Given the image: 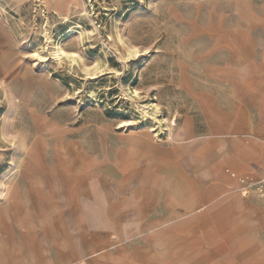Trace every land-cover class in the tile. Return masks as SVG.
Listing matches in <instances>:
<instances>
[{
  "label": "rangeland",
  "instance_id": "1",
  "mask_svg": "<svg viewBox=\"0 0 264 264\" xmlns=\"http://www.w3.org/2000/svg\"><path fill=\"white\" fill-rule=\"evenodd\" d=\"M48 7L45 0H0V190L9 179L16 205L27 208L33 202L36 175L27 164L26 146L45 178L54 180L55 171L63 183L72 174L79 178L76 186L89 203L105 199L108 206L128 207L117 192L134 203L138 224H132L138 215L123 211V225L95 228L92 213L76 210L66 193L58 196L76 251L88 232L89 239L95 237L89 259L80 257L76 264H193L197 259L199 264H264V226L256 218L264 216V179L232 172L239 150L252 144H260V151L251 155L259 164L264 160V96L254 103L259 114L250 107L247 114H236L239 91L207 77L204 57L219 47L218 37L227 28L255 68L244 88L264 83V9L246 12L232 0H81L64 22ZM57 44L67 57H55ZM203 94L227 113L219 114L216 136L210 135L200 105ZM151 130L163 142L171 130L173 142L182 146L204 140L200 153L209 150L217 158L184 169L160 161L139 145L148 142ZM167 164L176 167L178 180L166 172ZM223 175L236 179L237 186L218 187ZM185 204L196 206L185 211ZM247 204L261 213L253 216ZM4 211L10 221L12 207L5 205ZM57 219L55 210H46L34 219L32 241L14 242L0 219V264H16L18 249L30 242L44 248L48 222ZM167 228L169 243L154 242ZM116 234L119 242L108 246ZM100 236L105 240L98 245ZM185 237L183 251L176 243Z\"/></svg>",
  "mask_w": 264,
  "mask_h": 264
},
{
  "label": "bare ground",
  "instance_id": "2",
  "mask_svg": "<svg viewBox=\"0 0 264 264\" xmlns=\"http://www.w3.org/2000/svg\"><path fill=\"white\" fill-rule=\"evenodd\" d=\"M45 1L47 2V4H49L48 8L52 9L59 17H61L64 20V22H68L70 20V16L74 15L76 13L75 9L72 8V6H77L81 2V0H45ZM232 1L234 3L236 2L246 12H252V11H255L258 9H264V3H262L260 5H255V4H253L252 0H232ZM85 14L86 13L84 12V13L79 14L78 16H85ZM78 23H80V22H78ZM74 29H76V28H74ZM223 32H224L223 36L218 37L219 47L217 44L216 47L213 48V50L204 52V57L207 58L206 61H208V63H206V65H207L206 76L211 78L214 82H217V83H222V84L231 83L232 87H233V91L236 93L237 91H239V88L247 82L246 79L251 77L254 68L252 67L251 63L248 62V60L251 58V54L249 52H247V50H245V46H243V44L240 43L239 41H234L230 31L227 28L225 30H223ZM101 49H102V47H101ZM220 49H222L224 51V54L221 57H220V55L215 54L216 51H218ZM52 50H53L54 55L57 59H60L62 56H66V53L63 51V49L61 48V46L59 44H57ZM35 56L40 58L39 54H35ZM201 67H202V65H201ZM259 67H261V64ZM259 67H257V68H259ZM193 74H194V72H193ZM178 78H179V76H178ZM132 100H133V98H132ZM200 105H201V108H202L204 114H206V116H207V121H208L207 124H208L210 135L216 136L219 133V128L221 126V116L219 114H223V113H221V111L217 108L214 101L204 94L202 95V99L200 100ZM135 106H136V104H135ZM172 112H173V110H172ZM143 116L145 117V120L148 118V115L146 114V112L143 114ZM150 119H151L150 121L154 122L157 125V131L158 130H159V132L162 131V129L160 128V121L157 120L155 117H151ZM171 126L174 127L175 122L171 123ZM151 131H153L154 133L152 136H150L148 142L144 141V142H141V144H139V145L142 146L143 148L147 149V151H149V153H151V155H156L160 159V161H163L166 163L168 161H172V162L175 161L174 163H177V165H176L177 168H183L184 169L185 166H187V168H190L191 164H193L194 162H199V163H202L201 165H205V163L207 162V161H205V159L213 162L217 158L214 155V152H211L209 150H207V152L202 150V154L200 153V149H202V147H204V144H205L204 140H199V141L194 142L190 145L182 146V145H177L173 142V133L170 132L171 130H169L168 134H166V137H164V138H166L165 142H163L162 139L159 138L157 131H155V130H151ZM233 133H234V131L231 129L228 131V135L230 137H231V135H233ZM160 134L165 135L162 132ZM191 150H192V152H191ZM204 150H206V149L204 148ZM190 152L193 154H191ZM25 153H26V158H27V164H28V166H30L29 168H31L33 170V173L36 175L35 180H34L35 194H34L33 202L31 204L28 203L27 208H26V206L20 208L18 205H16L15 201H14L15 194H16V187H15V184L9 179L3 181L2 187L0 190V219L1 220L4 219L7 222V229H8L7 239L9 241H12V242L18 241L19 239L25 238V237L29 238L30 241H32V237H33L32 235L33 234L31 233V231L33 229L32 226H33L34 219L39 218L41 215H43V213L46 210H55V209L47 208L48 206H52V204H53V200H54L53 199L54 198L53 193L54 192L58 193V194L67 193L69 198L74 203L76 210L84 209L87 211L88 215H89V213H92L91 221H92V224H94L95 228H98L100 226L102 228H105L106 226L108 228H111L114 226V228L116 229L117 228L116 226L123 225V217H120V215H119V214H122L123 211L124 212L128 211V213L130 212L134 216L138 215L137 207L134 206V203H132L130 200H127L126 198H123L121 196L120 192H117L118 197L120 198V200L121 199L126 200L128 207H120L118 205L117 206H115V205L114 206H108L106 204V202H104L105 199L104 200H102V199L96 200L97 197L93 198L94 200H96L97 205L95 203H89V196L83 197L79 192L80 189L76 186L79 178L75 177L72 174V175H69L68 178L66 179V181H64V183H63L62 177L56 171H55V175H54V177H55L54 180L49 179L47 177L45 178L44 175L40 172V171H42L41 162L39 161V163H38L35 161V158L32 157L30 150L26 146H25ZM195 153L198 155H196ZM238 158H239V161L243 165H245L244 167H246V161L239 155H238ZM238 158L236 156V160ZM176 167L173 166V164H172V166L171 165L169 166V164H167L164 168H165L166 172H168V174L174 175L175 179H176L177 178ZM12 169H13V167H12ZM180 171H181V169H180ZM232 172L235 173V170L232 169ZM176 180H178V179H176ZM230 181H232V179L229 176L223 175L222 177H219V179H217V183H218L217 186L223 187V188H231L233 186L230 185ZM146 182H147L146 185H148V181H146ZM42 186H44V188ZM98 191H99V189H98ZM136 192H137V190H136ZM149 198H151V193L149 195ZM150 200H152V199H150ZM148 201L149 200H147V199L141 201L142 206L145 207V203ZM5 205H9L12 207V220H11V222H8V220L6 219L7 217H6V214L4 211ZM183 206L185 207L184 208L185 211H189L190 209L194 208L196 205L190 206L188 204H185ZM173 214H174V216H178V211H176V209H174ZM58 216L59 215L57 212V217ZM138 222H140L139 221V215L137 216V218L134 219L132 224H138ZM64 226H65V224H64ZM47 227H48L47 235L45 233V235H43V236H46V238L49 237V238L53 239V245H54V243H56L55 244V250H56V253L58 256V263L57 264H76V263H79V262H77V260H81L80 257H83L81 253H79L78 257L75 256L74 260L69 259V257H70L69 254L71 253L70 248H68L66 246L65 247L60 246L56 241L54 242L55 235H57L59 233L65 242L66 229L64 231L63 227H61L60 220L57 219V221L52 220V221L48 222ZM169 233H170L169 228L164 229L159 233H156L155 238L153 237V240L155 239L154 242L159 243L162 239H166L167 243H169V238H171ZM41 235H42V233H41ZM116 237H118L117 234H116ZM104 240L105 239L100 237V239L98 240V245L100 243H104ZM118 240H120V238ZM185 240H186V237L183 240H181V243L177 242L176 247H177V245L183 246L184 247L183 251H184L186 246H187L186 245L187 242H184ZM187 240H189V239H187ZM30 243L31 244L29 247H26L25 249L24 248L18 249L19 256L13 257L12 260H15L16 264H49L47 262V257H46L47 254L44 252V248H39L35 244V242H30ZM51 264H53V263H51ZM180 264H186V263H180ZM193 264H199V260L197 259Z\"/></svg>",
  "mask_w": 264,
  "mask_h": 264
},
{
  "label": "crops",
  "instance_id": "3",
  "mask_svg": "<svg viewBox=\"0 0 264 264\" xmlns=\"http://www.w3.org/2000/svg\"><path fill=\"white\" fill-rule=\"evenodd\" d=\"M254 72H255V68L253 69V73ZM246 86H247V88H244L245 87V84H244L243 86H241L239 88V94L237 95V99H236V103L238 106V110H237L236 114H247V112L245 111V108H247V107L253 108V110L255 111V114H259L258 110L254 106V103H256L259 98L264 96V83L255 81L254 83L253 82L249 83ZM213 101L216 105V101L215 100H213ZM221 113L227 114L226 112H222V111H221ZM259 151H260V144H252V145L248 146L247 149L245 148V149L239 150V152H238L239 156H241L246 161L247 168L244 167L245 165H243L239 160H237L236 161L237 162L236 167H235L236 168L235 173L237 176L243 178L246 175H248V176L256 177L258 179H264V160L261 159L260 160L261 164H259L258 163L259 158L252 156L250 153V152H256L258 155ZM230 185L233 187L237 186L236 179H232V181H230ZM59 195L60 194H57V193L53 194V197H54L53 198L54 199L53 204H52V206H48L47 208L55 209L58 212V215L60 217L61 227H63L64 231L66 229V233H65L66 238H65V242H64V240L62 239V236L59 233V234L55 235L54 242L56 241L60 246H63V247L66 246V247L70 248L71 253L69 254V256H70L69 259L74 260L75 256L78 257L79 253H81L83 258H85L87 260V259H89V252H90L89 248L92 247L91 242L93 241V238H95V237L92 236L91 239H89V232H88V234L85 235L86 241L84 243L81 242V245H82L81 248H83V250H81V248H80V251H78V252L76 251V249L74 247V243L72 242V235H71V233L67 232V230H72V225L69 226V229H68V226L65 222V219H63L62 212H61L60 208L57 206L56 200H57ZM66 195H67V199H68L69 203L71 204V206L72 205L74 206V203L69 198L67 193H66ZM31 203L32 202H29V204H31ZM247 205H248V207H246L245 210L246 211L249 210L250 214L255 215V214L261 213V211L255 205H253V204H247ZM74 208H75V206H74ZM261 216H262V214H261ZM6 217H7L6 219L8 220V222H11L12 218H10V221H9V217H8L7 213H6ZM259 217H260V214H259ZM259 217H256L257 220L262 223V224H260L261 226H264V218H263L264 216H262L260 218ZM64 224H65V226H64ZM87 226H88L87 228H89V225H87ZM35 227L38 230L40 229V225H38V224L35 225ZM88 231H89V229H88ZM100 237H102V236H100ZM108 239L111 242L108 246L114 245L117 242H119V240L113 235H110ZM89 241H91V242L89 243ZM43 244H44V252L47 254L46 255L47 260L50 263L57 264L58 263V256H57V253L55 250V244L56 243H54V245H53V239L47 237V238H43ZM97 250H99V249H97Z\"/></svg>",
  "mask_w": 264,
  "mask_h": 264
}]
</instances>
